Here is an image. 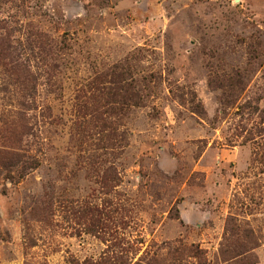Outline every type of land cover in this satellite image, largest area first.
Segmentation results:
<instances>
[{
	"label": "rangeland",
	"instance_id": "rangeland-1",
	"mask_svg": "<svg viewBox=\"0 0 264 264\" xmlns=\"http://www.w3.org/2000/svg\"><path fill=\"white\" fill-rule=\"evenodd\" d=\"M0 264H264V0H0Z\"/></svg>",
	"mask_w": 264,
	"mask_h": 264
}]
</instances>
